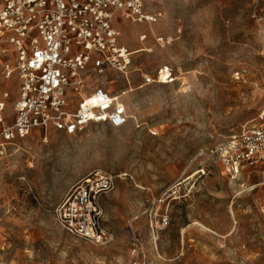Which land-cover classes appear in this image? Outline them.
<instances>
[{
  "label": "rangeland",
  "instance_id": "obj_1",
  "mask_svg": "<svg viewBox=\"0 0 264 264\" xmlns=\"http://www.w3.org/2000/svg\"><path fill=\"white\" fill-rule=\"evenodd\" d=\"M146 10L163 18L115 19L132 52L128 75L88 78L121 95L129 122L51 128L47 141L36 132L0 165V264H133L136 241L141 264H264V164L232 178L197 158L210 133L250 127L264 107V0H146ZM4 61L0 51L12 113L18 81L4 78ZM165 68L171 78L160 81ZM96 170L119 175L101 198L112 235L101 245L66 233L54 213ZM154 214L169 220L156 234Z\"/></svg>",
  "mask_w": 264,
  "mask_h": 264
},
{
  "label": "built area",
  "instance_id": "obj_2",
  "mask_svg": "<svg viewBox=\"0 0 264 264\" xmlns=\"http://www.w3.org/2000/svg\"><path fill=\"white\" fill-rule=\"evenodd\" d=\"M117 17L152 24L163 13L148 12L146 0H0L2 74L18 81L12 113L7 112L11 92L3 91L0 96V165L19 141L36 132H43L47 141L51 128L76 134L92 123L119 128L129 122L121 95L88 81L89 75L109 70L125 75L131 71L132 52L120 43ZM159 42L163 46L171 43L164 37ZM163 72L160 81L171 78L169 68ZM152 81L145 79L146 84ZM209 138L214 143L203 147L197 158L222 167L232 178L245 168L264 164V107L252 126L227 135L212 132ZM118 177L96 170L70 188L54 210L66 233L95 245L112 239L102 227L101 198L116 188ZM168 224L165 215L150 217L153 234ZM131 255L133 264H141L138 241Z\"/></svg>",
  "mask_w": 264,
  "mask_h": 264
},
{
  "label": "bare ground",
  "instance_id": "obj_3",
  "mask_svg": "<svg viewBox=\"0 0 264 264\" xmlns=\"http://www.w3.org/2000/svg\"><path fill=\"white\" fill-rule=\"evenodd\" d=\"M165 79H166V78H165ZM164 81H166V80H164ZM192 176H193V175H190L187 179H190Z\"/></svg>",
  "mask_w": 264,
  "mask_h": 264
}]
</instances>
